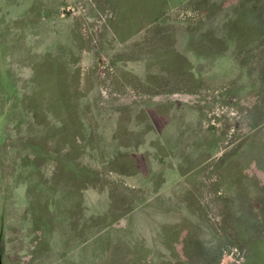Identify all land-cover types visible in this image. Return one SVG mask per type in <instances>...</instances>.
<instances>
[{
	"label": "rangeland",
	"instance_id": "1",
	"mask_svg": "<svg viewBox=\"0 0 264 264\" xmlns=\"http://www.w3.org/2000/svg\"><path fill=\"white\" fill-rule=\"evenodd\" d=\"M159 1L0 0V264H264V0Z\"/></svg>",
	"mask_w": 264,
	"mask_h": 264
},
{
	"label": "crops",
	"instance_id": "2",
	"mask_svg": "<svg viewBox=\"0 0 264 264\" xmlns=\"http://www.w3.org/2000/svg\"><path fill=\"white\" fill-rule=\"evenodd\" d=\"M193 0H160L159 2H155V8L157 9L156 7V4L158 3H162V4H165V7L163 8L164 11H159L158 9V13H155V14H158L156 16V18L158 19L157 21H155V24L157 28H155L152 33H155V34H161L163 31L162 29H164V26L162 25V21H164L166 18L170 17L171 19V13L170 14H167V12H171V9L172 8H181V7H184V6H190L189 4L192 3ZM107 6L106 8L109 9L110 7H112L113 3L115 2H118V0H105ZM109 7V8H108ZM115 7V6H114ZM170 8V9H169ZM165 12V13H163ZM161 13V14H160ZM147 17V16H146ZM146 17H141L142 20L140 21L141 22V25H139L140 23H138L139 27H144V26H148V25H151V23L153 22H148L145 18ZM153 17V16H152ZM139 18V16H138ZM145 19V20H144ZM167 22V21H166ZM162 25V26H160ZM152 26V25H151ZM136 28V27H135ZM169 45L171 46V37L169 36Z\"/></svg>",
	"mask_w": 264,
	"mask_h": 264
}]
</instances>
